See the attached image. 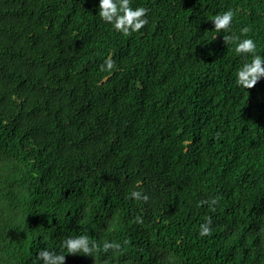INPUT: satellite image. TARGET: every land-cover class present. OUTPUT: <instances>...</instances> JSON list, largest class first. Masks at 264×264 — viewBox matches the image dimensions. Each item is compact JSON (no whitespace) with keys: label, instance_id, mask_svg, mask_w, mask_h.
Here are the masks:
<instances>
[{"label":"trees","instance_id":"1","mask_svg":"<svg viewBox=\"0 0 264 264\" xmlns=\"http://www.w3.org/2000/svg\"><path fill=\"white\" fill-rule=\"evenodd\" d=\"M135 3L150 22L129 36L99 0H0V264L44 247L64 264H264V78L237 85L244 58L211 19L238 9L264 50V0ZM81 232L129 243L67 253Z\"/></svg>","mask_w":264,"mask_h":264},{"label":"clouds","instance_id":"2","mask_svg":"<svg viewBox=\"0 0 264 264\" xmlns=\"http://www.w3.org/2000/svg\"><path fill=\"white\" fill-rule=\"evenodd\" d=\"M98 7L100 18L111 24L114 30L125 35L139 33L150 22L151 9L143 4L135 3V0H99ZM237 12L238 9L228 7L212 16L211 19L217 32L224 33L226 43L234 44L235 51L243 56V63L235 70V78L238 86L249 89L264 78V50L260 49L254 35H248L253 32L251 25L245 24L238 31L233 28ZM116 67V60L112 54L106 56L100 65L101 70L108 71ZM129 198H134L137 201H149L150 195L137 186L131 190ZM218 200V197H213L211 200L202 199L199 203L201 206L208 204L214 210ZM136 219L138 222H143L142 216H137ZM212 231V216L208 215L200 224L199 234L206 236L210 235ZM128 243L127 239L123 241L105 239L101 242L88 233L81 232L66 236L63 240V248L68 250L67 253L90 254L96 258L98 253H111L112 256H115ZM36 257L38 264H64L66 253L55 247H44L37 251Z\"/></svg>","mask_w":264,"mask_h":264}]
</instances>
